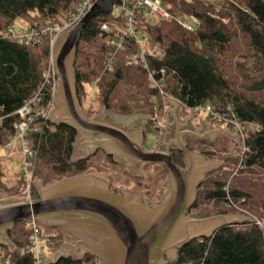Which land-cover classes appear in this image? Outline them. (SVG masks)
<instances>
[{
    "label": "trees",
    "instance_id": "trees-1",
    "mask_svg": "<svg viewBox=\"0 0 264 264\" xmlns=\"http://www.w3.org/2000/svg\"><path fill=\"white\" fill-rule=\"evenodd\" d=\"M162 1L171 12H183L200 24L194 31H188L174 20L139 17V28L161 49V58L149 59L152 69L164 71L160 88L150 82L141 65L127 63L136 53L135 45L126 42L124 49L116 52L102 31L107 21L124 23V15L102 13L82 29L76 59L78 94L87 83L103 74L100 90L105 105H110L117 83L125 77L137 79L140 86L148 83L155 105L162 104L164 95L178 100L189 112L199 105H210L218 114H229L243 128L245 149L237 159L227 158L229 164L238 163L242 170L248 171L264 169V0ZM82 2L0 0V147L14 137L19 122L17 111L27 100L42 88L45 101L52 99V88L45 84L43 76L52 57V34L46 28L63 13L72 14ZM19 19L36 32L29 44L20 43L10 34ZM240 34L249 38L251 49L249 59L243 62L235 61L231 49V43ZM233 66L250 82L246 88L250 95L232 82L228 70ZM77 134L76 129L66 124L53 125L50 121L41 124L39 132L30 138L37 154L35 176L49 182L84 174L89 160L72 159ZM173 161L183 165V155L175 152ZM213 175L209 174L201 184L193 212H198L202 203H213L219 209L233 203L247 204L250 193L228 188L226 176ZM34 196L38 199L39 193L35 191ZM259 202L264 210V196ZM255 212L262 217L260 211ZM30 233L28 224L17 223L8 233V243L0 242L2 258H10L12 264H32L31 256L20 255V249L29 243ZM46 264H97V261L87 249L79 256L60 255ZM175 264H264V226L257 222L223 226L212 237L186 244Z\"/></svg>",
    "mask_w": 264,
    "mask_h": 264
},
{
    "label": "water",
    "instance_id": "water-1",
    "mask_svg": "<svg viewBox=\"0 0 264 264\" xmlns=\"http://www.w3.org/2000/svg\"><path fill=\"white\" fill-rule=\"evenodd\" d=\"M114 4L120 5L121 0H94L79 23L52 42V60L59 80L54 94L57 109L49 121L53 125L66 124L76 129L74 161L88 159L101 148L107 155H115V161L126 165H132L131 162L162 165L168 170L170 189L160 202L150 204L143 195L112 189L109 182L95 176L68 178L36 200L0 203V235H6L19 222H34L74 237L77 241L73 245L83 244L85 250L89 249L95 255L97 264H175L186 244L212 237L223 226L256 220L245 214L207 217L191 214L206 175L224 163L191 151L183 135H179L174 144L184 154L185 169L172 160L170 147L173 143H167L165 150L147 151L143 129L129 130L103 117L90 119L83 110L75 68L82 29L99 14L111 13ZM168 102L173 106L169 112L179 131L185 123L178 117L181 103L176 99ZM167 127H171L170 123ZM209 130L205 133L195 130L190 135L212 141L222 136L235 137L228 131Z\"/></svg>",
    "mask_w": 264,
    "mask_h": 264
},
{
    "label": "rangeland",
    "instance_id": "rangeland-1",
    "mask_svg": "<svg viewBox=\"0 0 264 264\" xmlns=\"http://www.w3.org/2000/svg\"><path fill=\"white\" fill-rule=\"evenodd\" d=\"M70 14L71 13L67 12L63 13L59 20H54L52 24L46 28V31L51 30L49 32L52 34V41L61 34L67 33V19L70 17ZM188 22L194 24L193 19L188 20ZM12 30L16 34H27L30 32L31 28L25 20L19 19L12 26ZM231 49L235 54V61H247L251 53L249 38L244 34H240L238 39L231 43ZM228 74L239 90L250 95L246 90L250 82L242 76L236 66L231 67L228 70ZM102 77L103 74H100L98 78L87 83L80 95L78 94L83 110L89 114L90 119L103 117L111 123L129 130L143 129L144 134H146L145 149L147 151L158 147L161 135V131L158 132L159 128L163 129L170 123L172 129L176 127L177 130V125L172 117L173 115L169 112L173 109V106L168 101L169 99H174L173 97L164 95V98H161L162 104L155 105V100L150 97V93L148 92V83H143L142 86H140L137 79L125 77L117 83L115 92L109 100L110 105H105L100 90ZM259 94L260 93L257 95ZM56 109L53 100V109L50 115ZM197 115L199 116L198 119L201 118V120L207 123V126L212 125L222 129H231L235 137L222 136L213 141L211 139L198 138L191 143V151L203 154L209 160L224 163L222 167L212 172L214 174L212 177L219 175L226 176L228 188H236L248 192L251 194V198L246 205L243 203H233V205H227L228 207L226 206L222 209H219L213 203H202L198 212H193L191 209V214L197 217H207L216 214H245L255 220H262L264 225V210L259 202V198L264 196V169L256 168L248 171L242 170L238 166V163L236 165L229 164L227 158L228 160L235 159L244 149L242 135L234 130V126H227L219 123L205 112H201L200 114L189 112L182 105H180L178 109V117L181 122L187 121L185 120L187 118L194 119ZM192 121L194 127H200L198 121ZM92 150L93 149L90 151ZM21 151L22 143L20 141L14 143V149L11 151L0 150V166L2 172V179L0 177V203L36 200L34 198L35 191L38 192L40 196L52 186L68 179L65 178L61 181L51 180L46 182L42 178L35 176L34 169L31 188L28 190L21 173ZM89 159V168L82 175H91L103 179L112 183V186L120 191H132L141 194L143 195V199H147L150 204L160 202L170 189L169 173L162 165L146 164L138 167L130 161L132 165L128 164V166L126 165L127 163L115 161V155H107L105 151L94 154ZM183 160L185 161V159ZM178 166L183 169L186 167L185 162L183 165ZM209 174L206 175V179ZM20 178L23 181L22 184H20ZM257 210L263 214L262 217L255 212ZM199 213L207 216H198ZM15 228L16 226L14 229ZM8 233L6 235H0V242L8 243ZM65 234L69 241L65 244V253L63 250L60 255L68 254L79 256L82 251L85 250L82 247L83 244L74 246L73 244H75L77 240L71 235ZM79 247H81V250ZM60 248L61 246H56L53 252H51L52 254L48 253V256L54 255Z\"/></svg>",
    "mask_w": 264,
    "mask_h": 264
},
{
    "label": "built area",
    "instance_id": "built-area-1",
    "mask_svg": "<svg viewBox=\"0 0 264 264\" xmlns=\"http://www.w3.org/2000/svg\"><path fill=\"white\" fill-rule=\"evenodd\" d=\"M93 4L94 0H83L67 19V32L79 23ZM111 13L115 16L123 14L124 23H120L118 20H111L102 25V31L108 36L109 45H111L116 52L124 49L126 42H131L135 45L137 48L136 53L131 58H128L127 63L129 65H141L147 71L150 82L159 88L160 79L164 76V71L158 72L156 69H152L149 59L161 58V49L158 44L153 43L151 37L143 29L139 28V17L152 21L174 20L188 31H194L200 24L199 20L187 16L183 12H171L162 0H121L120 5H113ZM190 19H193L194 24L188 22ZM35 33L36 32L31 29L27 34H16L12 28L10 29L11 36L24 44H29L35 36ZM160 75L161 78L159 79L158 77ZM43 76L45 84L50 85L52 88V99L45 101L44 96L41 95L42 88L39 93L27 100L17 111L19 122L15 125L14 137L4 146L0 147V150L11 151L14 149V143L16 141L22 143V151L20 153L22 160L21 173L28 190L31 188L37 157L30 138L34 133L39 132L41 124L49 121L50 113L53 109L55 89L59 80L55 72L52 57L49 67L44 72ZM192 112L194 114L205 112L219 123L227 126H234V130L238 131L242 135V138L244 137L242 125L229 114H218L214 112L210 105H199L195 107ZM256 222L264 226L260 220H256ZM29 226L31 230L28 239L29 243L20 249V255L31 256L32 264H46L49 261L55 260V255L57 259V257L60 256V253L57 252L63 251L65 244L69 241L67 235L59 229H48L34 222L29 224ZM59 243H62L61 248L57 250L54 255L48 256V253L52 254L51 252H53L54 248ZM79 248L81 250V247ZM0 264H12V262L10 258H2L0 254Z\"/></svg>",
    "mask_w": 264,
    "mask_h": 264
},
{
    "label": "flooded vegetation",
    "instance_id": "flooded-vegetation-1",
    "mask_svg": "<svg viewBox=\"0 0 264 264\" xmlns=\"http://www.w3.org/2000/svg\"><path fill=\"white\" fill-rule=\"evenodd\" d=\"M197 116H198V115H197ZM195 128H196V127H195ZM195 128H194V125L192 124V122H191L190 120L185 121V123L181 125L180 131H177V130H176V127L173 128V129H172V127H170V128H169V127H165V128H163V129L159 128V129H158V132L161 131V133H160L161 135H160V140H159L158 147H156V148H154V149H150V150H148V151H156V150H159V149H161V148H162V150H165V148H166V146H167V143H170V145L173 143V144L171 145V147H170L172 160H173V155H174L175 152H180V153L183 155V159H185V158H184V154H183V152L180 151L174 143H175V141L178 140L177 137H178L179 135H183V137H184V141H185L187 147H188L190 150H192L191 143H192L195 139H198V138L193 137V136L190 135V133L195 132V130H194ZM165 129H166V130H165ZM202 132L205 133V132H207V130L205 129V130H203ZM164 136H165V137H164ZM163 137H164V139H163ZM162 140H164V142H165L166 144H163V141H162ZM145 142H146V134H144V147H145ZM161 145H163V146H161ZM99 152H104V150L101 149V148H99L95 154H97V153H99ZM113 158H114V157H113ZM85 160L88 161V160H90V159L88 158V159H85ZM173 162H174V161H173ZM184 162H185V161H184ZM134 165H137L138 167H140L141 165H146V163H142V164H136V163H134ZM185 165H186V164H185ZM185 168H186V167H185ZM110 185H111V188H112V189H116V190H118L116 187H113V186H112V183H110ZM118 191H120V190H118Z\"/></svg>",
    "mask_w": 264,
    "mask_h": 264
},
{
    "label": "crops",
    "instance_id": "crops-1",
    "mask_svg": "<svg viewBox=\"0 0 264 264\" xmlns=\"http://www.w3.org/2000/svg\"><path fill=\"white\" fill-rule=\"evenodd\" d=\"M199 118V116H197V117H195L194 119H189V118H187V119H185V120H190L191 122H192V124H193V121L192 120H194V122H196V121H198L199 122V124H200V127H194L195 129L194 130H198V131H203V130H205V129H207V131L209 130V128H211L210 130H213V129H220V130H222V131H228L229 133H232L233 134V132H232V130L231 129H229V128H226V129H222V128H218V127H214V126H207L206 124V122L205 121H203V120H201V118L200 119H198ZM209 130V131H210ZM231 135V134H230ZM230 137H232V136H230Z\"/></svg>",
    "mask_w": 264,
    "mask_h": 264
}]
</instances>
